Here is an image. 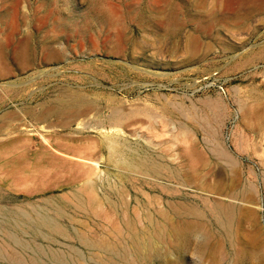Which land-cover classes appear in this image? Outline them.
<instances>
[{
  "label": "rangeland",
  "instance_id": "obj_1",
  "mask_svg": "<svg viewBox=\"0 0 264 264\" xmlns=\"http://www.w3.org/2000/svg\"><path fill=\"white\" fill-rule=\"evenodd\" d=\"M261 124L264 0H0V204L33 217L53 214L51 199L81 221L58 220L66 238L0 229L5 251L38 264H55L50 251L65 264H105V253L84 246L76 230L110 241L129 234L109 235L108 222L61 200L95 181L117 204L116 213L102 204L115 220L127 197L130 217L154 213L157 198L201 214L198 226L124 264H264ZM214 144L233 162L215 157ZM143 155L165 164L159 174L126 169ZM194 170L212 190L180 180ZM114 180L116 189L106 186ZM240 188L261 208L254 218L237 210L229 237L213 205L242 206L233 198ZM2 221L12 223L0 212ZM144 221L138 228H151ZM3 257L0 264H14Z\"/></svg>",
  "mask_w": 264,
  "mask_h": 264
},
{
  "label": "bare ground",
  "instance_id": "obj_2",
  "mask_svg": "<svg viewBox=\"0 0 264 264\" xmlns=\"http://www.w3.org/2000/svg\"><path fill=\"white\" fill-rule=\"evenodd\" d=\"M263 127L264 124H261L260 129ZM134 152L135 150L131 153ZM192 152L194 154H197L196 149H192ZM212 152L215 157L220 160H225L228 162H233L234 160L232 156L226 150L218 146V144L212 148ZM142 157L144 159L141 158L140 163L128 160V162L125 163L126 169L128 171H139L143 170V167H147V170L155 175L159 174L165 166V164L161 163L160 161L149 160L148 156L143 155ZM75 158L81 159L78 157ZM86 158H88V156ZM82 160H85V158H82ZM262 166L264 167V161L262 162ZM179 178L180 180H183L185 182L194 183L196 189H200L202 191L212 190V187H210V185L206 181H201L199 178L197 179L195 170L191 173L187 172L183 176L179 175ZM89 181L90 180H88V182ZM102 183L98 187L95 184V181H90L89 184L87 183V185L89 186L87 188L78 187L72 189L69 193H63L61 196V200L69 203L73 211L82 213L86 216L96 217L100 220L108 222L109 227L106 232L109 235L120 239L125 233H127L125 235L129 234L127 242L110 241L108 240V237L100 236L97 238H92L85 231L76 230L74 237L76 239H79V241L84 246H86L88 249H96L105 253L106 256L102 259V262L105 264H124L125 262H129L134 259H145L149 253H152L156 250V242H165L167 240L170 241L171 238L179 237L180 235L186 233L190 226H198L199 223H201V214L194 206L187 205L182 202L168 201L167 208H164L162 205V201L158 198L155 200L153 199L155 201V204H157V207L154 209V213H150V211L145 214L136 213L135 217H130L129 213L127 212V204L129 200L128 197H123L124 199L121 198L122 204H124L125 206L123 207L124 213L122 214V216H117V219L115 220L112 218L109 212L102 207V204H106L108 207L113 209L115 213L117 212V204L109 197L106 191H104L105 189L102 188L104 187ZM107 184L109 187H115V189L116 187H118V183L115 180L113 181V184L112 181L107 182L106 186ZM163 187H165V185H162V188ZM253 189L252 191L254 192ZM98 190H101V195H98ZM249 192H251V190H247L244 188H240L238 191H236V194L233 198L237 200L240 205L243 204L242 206L237 207V204L235 205L234 203L225 204L221 202L222 200L216 201V203L213 205L217 227L229 237L233 236L231 224L234 220L235 212L239 209L245 210L246 213L244 214L250 216L251 218H254L255 210L260 206V204L255 201L253 197H251ZM119 196L121 197V195ZM47 202L51 206L53 214L50 215L45 210L42 214L36 213L33 217H26L25 215H23L21 209H17V206L16 209H11L0 204V212L3 213L4 219L12 221L11 224H8L4 223L3 220L2 224H0V229L3 230L4 234L7 236L10 235V232L8 231L10 227H16L18 229H28L31 237L36 236L37 234L40 235L42 229H45L48 230L49 234H43L45 235L42 236L44 239H55L56 235H60L61 237L66 238L67 236L64 227L58 222V220L67 222L69 221L71 223H73L74 221L81 223V221L79 219H76L61 205L54 204L51 199H47ZM175 217L181 218V221H178V223L174 220ZM140 219H142L143 221H147V223L150 224L151 228L147 230H144L145 227L142 229L138 228L137 221H139ZM118 221L121 222L123 229L120 228L121 225L118 223ZM31 237L29 239H34ZM41 249L37 247V249H35V252H42ZM5 250L0 244V256H5L6 259L10 260L11 263L38 264L35 257H26L18 250ZM48 253L51 260H53L55 264H65L66 257L64 255L59 254L56 251H50Z\"/></svg>",
  "mask_w": 264,
  "mask_h": 264
},
{
  "label": "crops",
  "instance_id": "obj_3",
  "mask_svg": "<svg viewBox=\"0 0 264 264\" xmlns=\"http://www.w3.org/2000/svg\"><path fill=\"white\" fill-rule=\"evenodd\" d=\"M10 154H15V153L14 152H12V153H6V152H4V154H3L4 156L2 158H4L7 162H9L8 160H10V161L16 160V156L15 155H10ZM14 182L15 183L13 184V186L16 187V181H14Z\"/></svg>",
  "mask_w": 264,
  "mask_h": 264
}]
</instances>
